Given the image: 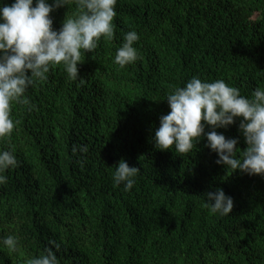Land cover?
<instances>
[{
    "label": "trees",
    "instance_id": "1",
    "mask_svg": "<svg viewBox=\"0 0 264 264\" xmlns=\"http://www.w3.org/2000/svg\"><path fill=\"white\" fill-rule=\"evenodd\" d=\"M115 10L114 38L82 55L80 78L51 67L25 93L34 110L12 105L18 123L0 149L19 166L0 185V239L14 235L18 248L0 246V264L45 248L59 264H264V176L231 174L203 138L185 156L151 141L166 95L193 76L246 97L264 88V0H117ZM72 11L51 12L54 29ZM132 30L138 59L120 68ZM238 124L217 131L238 139L239 157ZM121 160L140 169L129 191L112 182ZM217 188L233 200L226 217L204 207Z\"/></svg>",
    "mask_w": 264,
    "mask_h": 264
},
{
    "label": "clouds",
    "instance_id": "2",
    "mask_svg": "<svg viewBox=\"0 0 264 264\" xmlns=\"http://www.w3.org/2000/svg\"><path fill=\"white\" fill-rule=\"evenodd\" d=\"M117 0H0V140L9 138L18 121L11 117L13 103L28 106L26 91L43 80L51 67L62 66L71 81L80 78L78 64L82 55L93 53L101 38L112 40ZM73 6L59 29H54L50 13ZM140 37L134 30L123 34L114 63L120 68L138 59L134 45ZM169 112L159 117V127L151 138L159 151L174 149L175 154L191 153L203 138L205 147L215 153V163L225 170L264 176V88L257 87L250 96L223 80L204 82L193 76L182 87L166 95ZM239 120L238 131L246 147L237 156V138H226L217 129H227ZM208 128V131L205 129ZM81 151H87L81 148ZM75 151V149L73 150ZM19 166L14 151L0 149V185L8 181L6 173ZM140 173L121 160L112 173L115 187L129 191ZM204 207L213 215L226 217L233 200L222 189L203 194ZM0 246L9 252L18 248V238L8 235ZM26 264H59L52 248L30 258Z\"/></svg>",
    "mask_w": 264,
    "mask_h": 264
}]
</instances>
